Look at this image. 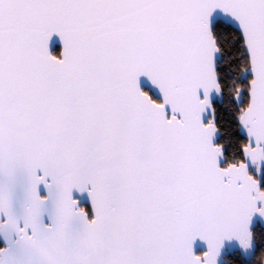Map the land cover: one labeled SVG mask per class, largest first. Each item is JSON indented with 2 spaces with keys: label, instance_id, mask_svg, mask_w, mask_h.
I'll return each mask as SVG.
<instances>
[{
  "label": "snow or ice",
  "instance_id": "1",
  "mask_svg": "<svg viewBox=\"0 0 264 264\" xmlns=\"http://www.w3.org/2000/svg\"><path fill=\"white\" fill-rule=\"evenodd\" d=\"M229 245L264 247V0H0V264Z\"/></svg>",
  "mask_w": 264,
  "mask_h": 264
},
{
  "label": "trees",
  "instance_id": "2",
  "mask_svg": "<svg viewBox=\"0 0 264 264\" xmlns=\"http://www.w3.org/2000/svg\"><path fill=\"white\" fill-rule=\"evenodd\" d=\"M218 116L223 117L224 122L227 121V115L223 112L218 111ZM256 231V240L261 241L262 237L260 235V229L257 227ZM255 258L251 261L245 260L239 252H235L233 255H229L227 260L229 264H264V247H258L254 254Z\"/></svg>",
  "mask_w": 264,
  "mask_h": 264
},
{
  "label": "water",
  "instance_id": "3",
  "mask_svg": "<svg viewBox=\"0 0 264 264\" xmlns=\"http://www.w3.org/2000/svg\"><path fill=\"white\" fill-rule=\"evenodd\" d=\"M55 46L59 47V41L57 40L55 42ZM146 83V86H147V82ZM83 199V198H82ZM200 247H203V245H200ZM253 251L255 253L256 249L252 250V251H249V252H244L243 249L239 248L238 245H229L227 247V249L224 251V253L222 254V257H221V261L222 262H226V264H229L228 260H227V257L229 255H233L235 252H239L240 255L247 261H251L252 259L255 258V256H253Z\"/></svg>",
  "mask_w": 264,
  "mask_h": 264
},
{
  "label": "flooded vegetation",
  "instance_id": "4",
  "mask_svg": "<svg viewBox=\"0 0 264 264\" xmlns=\"http://www.w3.org/2000/svg\"><path fill=\"white\" fill-rule=\"evenodd\" d=\"M259 227V226H258Z\"/></svg>",
  "mask_w": 264,
  "mask_h": 264
}]
</instances>
